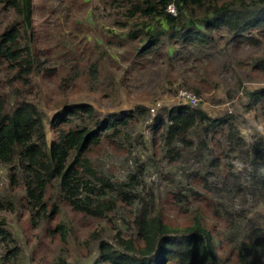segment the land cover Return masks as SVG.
I'll return each mask as SVG.
<instances>
[{"label":"rangeland","instance_id":"1","mask_svg":"<svg viewBox=\"0 0 264 264\" xmlns=\"http://www.w3.org/2000/svg\"><path fill=\"white\" fill-rule=\"evenodd\" d=\"M141 1L32 0L31 26L18 40L30 62L20 72V63L0 58L4 111L32 103L48 146L59 131L123 120L90 145L69 191L58 180L33 198L38 183L23 157L0 161V264H95L100 242L117 251L131 239L142 245V213L173 230L201 216L220 241L222 264H239L250 222L263 223L264 153L252 147L264 150V104L248 93L264 89V28L213 30L199 51L160 20L131 15ZM202 19L179 25L201 29ZM17 20L0 4V36ZM153 34L159 42L146 50ZM75 106L92 107L93 116L67 115ZM182 107L207 119L188 130L189 143L171 148L167 113Z\"/></svg>","mask_w":264,"mask_h":264},{"label":"trees","instance_id":"2","mask_svg":"<svg viewBox=\"0 0 264 264\" xmlns=\"http://www.w3.org/2000/svg\"><path fill=\"white\" fill-rule=\"evenodd\" d=\"M2 3L14 10L18 20L0 36V58L13 64L20 63V72H24L26 63L30 61L22 59L18 40L21 33L26 36L31 26L32 0H0ZM170 5L174 7L175 14L167 11ZM136 13L165 23L171 30V36L199 51L210 44L213 30L224 28L242 34L264 28V0H142L134 6L131 15ZM200 15L203 16L199 21L201 29L193 21L187 29L179 25L188 18L189 21L199 20ZM154 35L145 46L146 50L158 44L159 39ZM196 93L200 94L197 90ZM248 95L251 100L264 104V89ZM66 113L91 118L94 110L90 106H75ZM205 119L201 111L188 107L168 112V145L172 148L175 143H189L186 133L196 121ZM121 121L114 115L102 122L97 131L89 126L59 131L58 140L48 146L42 116L32 103L23 102L11 113H6L0 100V161L9 164L18 154L23 157L26 168L38 183V193H32L33 198H39L48 183L58 180L61 188L69 191L73 176L79 168L88 165L85 154L90 145L98 140L101 131H112ZM261 149V144L255 143L252 147L257 154L264 153ZM258 185L264 190V179ZM71 203L78 207L74 201ZM142 214L138 219V238L142 245L131 239L122 242L123 251H117L110 244L100 242L95 264H222L218 257L220 241L203 223L201 216H196L191 226L173 230L159 218ZM236 252L239 264H264V221L262 224L250 222L247 238L238 245ZM57 264L67 263L59 261Z\"/></svg>","mask_w":264,"mask_h":264},{"label":"built area","instance_id":"3","mask_svg":"<svg viewBox=\"0 0 264 264\" xmlns=\"http://www.w3.org/2000/svg\"><path fill=\"white\" fill-rule=\"evenodd\" d=\"M167 11L171 14H175V10H174V7L172 5H170L168 8H167ZM180 97L184 100L187 101L188 105L191 107V108H194L197 104H198V99L190 94V93H187V92H181L180 93Z\"/></svg>","mask_w":264,"mask_h":264}]
</instances>
